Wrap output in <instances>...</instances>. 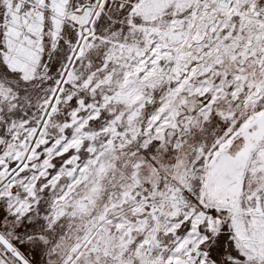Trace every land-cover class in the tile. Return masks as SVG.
<instances>
[{"label":"snow or ice","instance_id":"snow-or-ice-1","mask_svg":"<svg viewBox=\"0 0 264 264\" xmlns=\"http://www.w3.org/2000/svg\"><path fill=\"white\" fill-rule=\"evenodd\" d=\"M0 264H264V0H0Z\"/></svg>","mask_w":264,"mask_h":264}]
</instances>
